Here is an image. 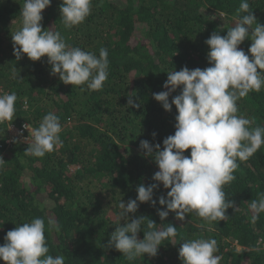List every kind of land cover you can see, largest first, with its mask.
Wrapping results in <instances>:
<instances>
[{
    "label": "trees",
    "instance_id": "obj_1",
    "mask_svg": "<svg viewBox=\"0 0 264 264\" xmlns=\"http://www.w3.org/2000/svg\"><path fill=\"white\" fill-rule=\"evenodd\" d=\"M240 2L92 0L85 22L66 30L60 20V0H51L42 12L44 29L54 28L67 44L84 51L98 55L100 48L108 50L109 75L103 88L81 91L51 75L46 57L16 61L11 34L20 27L23 0H0V93L14 92L18 97L11 125L38 127L52 112L62 126V147L37 158L24 154L31 141L16 139L6 145L9 124L0 125V158L5 163L0 166V245L16 225L40 217L46 224L49 254L64 255L65 264H182L180 243L194 236L217 240L220 264H264V213L252 224L248 208L264 193V146L249 160L238 161L236 179L224 191L239 210L228 209L229 218L215 222L213 231L207 226L201 229L196 217L178 221L175 213H169L161 221L157 209H164L158 198L166 197L167 190L160 185L153 196L156 206L139 204L129 216H143L157 226L171 223L177 228L176 245L164 241L157 256L131 262L106 248L116 227L123 225L119 202L135 199L136 188L154 183L152 177L159 170L139 149L140 141L159 143L162 150L163 140L175 132V106L166 112L152 94L166 90L163 84L170 71L210 66L205 41L216 31L227 34ZM248 3L264 25V0ZM250 45L245 40L239 47L248 54ZM179 94L177 89L169 102ZM129 96L139 107L128 106ZM237 104L238 115L254 118L253 127L264 126V89ZM189 154L190 149L185 152ZM71 166L77 167L74 173ZM49 219L58 222L59 232L47 231ZM143 237V231L138 233L139 239Z\"/></svg>",
    "mask_w": 264,
    "mask_h": 264
},
{
    "label": "clouds",
    "instance_id": "obj_2",
    "mask_svg": "<svg viewBox=\"0 0 264 264\" xmlns=\"http://www.w3.org/2000/svg\"><path fill=\"white\" fill-rule=\"evenodd\" d=\"M102 2V0H101ZM51 0H23L19 13L20 27L11 34L13 55L16 61L27 57L33 62L47 58L50 74L58 75L65 85L80 87L81 91H99L109 75L108 50L100 48L99 54L72 47L54 28L44 29L42 12ZM60 20L66 30L83 24L92 12V0H60ZM223 16L224 13H220ZM215 19V17H213ZM234 24L226 35L213 32L205 41L209 48L205 69H188L167 73L163 84L165 91L153 93L152 98L171 112L173 105L175 132L161 145L142 140L139 149L158 167L154 183L136 188L137 196L125 204L122 200L119 218L123 225L116 227L106 244L107 249L122 253L129 262L145 255L155 257L164 241L176 245L177 228L171 223L156 225L155 221L135 214L139 204L156 206L154 191L163 186L166 197L158 198L162 209H157L161 221L175 213V219L185 221L190 216L201 221L199 227L211 232L215 222L225 221L228 209L238 211L235 202L226 198L224 188L236 179L234 172L239 162L249 160L264 146V126H255L254 118L238 115L237 102L251 92L264 89V25L258 23L248 0H241ZM250 40L248 54L239 46ZM13 72V76H14ZM180 89L171 103L169 97ZM18 97L12 93H0V125L9 124L17 132L21 127L11 125L16 112ZM25 108L27 103L25 102ZM129 107H139L132 96ZM31 140L24 152L37 158L62 147V126L57 115L45 114L38 127L23 123ZM22 124V125H23ZM24 136V137H25ZM31 136V137H30ZM155 138L156 133H152ZM16 139L23 138L15 136ZM12 143V144H13ZM11 144V145H12ZM190 149V154L185 152ZM4 163L0 158V166ZM250 223L255 224L264 213V193L248 203ZM191 222V221H190ZM58 222L49 219L47 231H60ZM46 224L43 218L23 222L6 233L0 245V261L4 264H65V256H53L47 246ZM143 231V239L138 233ZM218 243L214 238L194 236L180 243L178 257L182 264H220Z\"/></svg>",
    "mask_w": 264,
    "mask_h": 264
},
{
    "label": "rangeland",
    "instance_id": "obj_3",
    "mask_svg": "<svg viewBox=\"0 0 264 264\" xmlns=\"http://www.w3.org/2000/svg\"><path fill=\"white\" fill-rule=\"evenodd\" d=\"M11 135H12V137H15V136H18L17 135V132L15 131V130H11ZM9 138V145H11L12 143H13V138ZM21 140L22 141H24L26 144L27 143H29L31 140L30 139H28V136H25V137H23V138H21ZM77 169V167L76 166H71L70 167V171L72 172V173H74V171Z\"/></svg>",
    "mask_w": 264,
    "mask_h": 264
},
{
    "label": "built area",
    "instance_id": "obj_4",
    "mask_svg": "<svg viewBox=\"0 0 264 264\" xmlns=\"http://www.w3.org/2000/svg\"><path fill=\"white\" fill-rule=\"evenodd\" d=\"M24 125H22V127L20 129L17 130V135L18 136H21V137H24L26 132L29 133V131L27 129L24 128ZM31 137V136H30Z\"/></svg>",
    "mask_w": 264,
    "mask_h": 264
}]
</instances>
